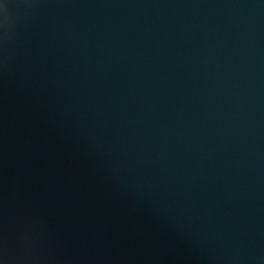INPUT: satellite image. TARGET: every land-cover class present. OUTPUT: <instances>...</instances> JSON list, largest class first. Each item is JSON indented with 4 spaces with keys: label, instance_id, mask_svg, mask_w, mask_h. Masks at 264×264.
Listing matches in <instances>:
<instances>
[{
    "label": "water",
    "instance_id": "1",
    "mask_svg": "<svg viewBox=\"0 0 264 264\" xmlns=\"http://www.w3.org/2000/svg\"><path fill=\"white\" fill-rule=\"evenodd\" d=\"M0 264H264V0H0Z\"/></svg>",
    "mask_w": 264,
    "mask_h": 264
}]
</instances>
